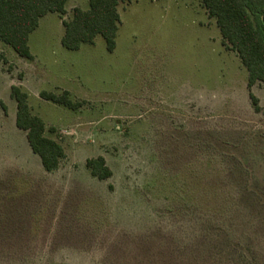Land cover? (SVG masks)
<instances>
[{
    "label": "rangeland",
    "instance_id": "obj_1",
    "mask_svg": "<svg viewBox=\"0 0 264 264\" xmlns=\"http://www.w3.org/2000/svg\"><path fill=\"white\" fill-rule=\"evenodd\" d=\"M67 0L29 34L33 59L0 41V264H264V87L201 0L118 5L115 46L61 44ZM28 94L65 152L45 171L15 124ZM68 91L70 109L40 97ZM103 156L112 175L85 166Z\"/></svg>",
    "mask_w": 264,
    "mask_h": 264
},
{
    "label": "trees",
    "instance_id": "obj_2",
    "mask_svg": "<svg viewBox=\"0 0 264 264\" xmlns=\"http://www.w3.org/2000/svg\"><path fill=\"white\" fill-rule=\"evenodd\" d=\"M130 0H89L86 9L74 8L68 20H63L61 44L70 50L103 37L108 50L115 46L119 23L118 5ZM67 0H0V41L28 60L33 59L28 46L29 34L47 13H65ZM209 17H213L223 44L235 51L247 71L248 95L255 110L258 100L251 88L256 82L264 87V0H201ZM16 101L15 124L26 131V140L40 158L45 171H54L65 157L62 145L45 136V124L32 115L28 94L11 86ZM40 97L70 109L78 104L71 101L68 91L61 94L41 91ZM85 166L91 175L103 180L112 175L103 156L87 158Z\"/></svg>",
    "mask_w": 264,
    "mask_h": 264
},
{
    "label": "crops",
    "instance_id": "obj_3",
    "mask_svg": "<svg viewBox=\"0 0 264 264\" xmlns=\"http://www.w3.org/2000/svg\"><path fill=\"white\" fill-rule=\"evenodd\" d=\"M43 17V16H42ZM211 18H213V17H211ZM214 19V18H213ZM40 20V19H39ZM215 20V19H214ZM216 23V22H215ZM39 24V23H38Z\"/></svg>",
    "mask_w": 264,
    "mask_h": 264
}]
</instances>
